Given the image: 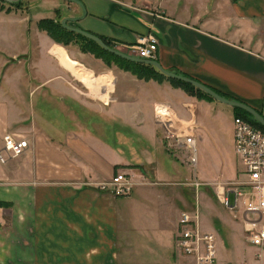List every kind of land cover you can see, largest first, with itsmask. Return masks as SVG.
Listing matches in <instances>:
<instances>
[{"label": "crops", "instance_id": "1", "mask_svg": "<svg viewBox=\"0 0 264 264\" xmlns=\"http://www.w3.org/2000/svg\"><path fill=\"white\" fill-rule=\"evenodd\" d=\"M80 1L86 15L69 25L135 57L138 39L151 34L165 70L263 114L264 0ZM19 2L0 4V202L7 204L0 207V264H122L123 253L135 264L144 253L172 264L168 243L171 237L174 244L184 203L169 191L185 178L176 153L186 149L177 140L192 136L196 148L202 133L217 140L218 112L235 117L236 110L190 94L165 74L140 78L115 62L109 66L78 44L57 43L39 27L41 20L56 18L55 10L60 20L80 16L77 4ZM35 3L42 10L31 13ZM57 55L72 60L76 74ZM101 74L110 80L102 89L95 78ZM65 97L97 119L63 103ZM108 123L128 130L116 129L111 141L103 136ZM5 134L25 137L28 147L9 156ZM118 173L134 183L128 196L100 187ZM147 192L156 193L162 207L154 213L160 238L138 244L129 209L145 207Z\"/></svg>", "mask_w": 264, "mask_h": 264}, {"label": "rangeland", "instance_id": "2", "mask_svg": "<svg viewBox=\"0 0 264 264\" xmlns=\"http://www.w3.org/2000/svg\"><path fill=\"white\" fill-rule=\"evenodd\" d=\"M40 6L39 3H35L32 6L31 13L42 10ZM43 15L50 14L44 13ZM57 57L67 70L72 74H76L75 72H77L78 69L76 64L71 62L72 60H69L65 56L57 55ZM83 69L82 71L85 73L86 70ZM88 75H90V73L86 72V76ZM95 78H100L101 80L99 88L102 89L103 86L106 85L110 86L108 82L110 80L107 75L101 74ZM92 82H94V80ZM73 83L81 91H86V88L79 81L74 79ZM92 85L95 84L93 83ZM56 101L61 103L60 100ZM63 103L73 106L75 111L77 110L90 119H97L98 117L96 113L93 112H90L89 115L86 114V109H81L79 106L77 107L76 103L68 97L64 98ZM218 104L227 108L230 112L233 110L232 107L227 104ZM233 121V113L229 114L225 112L221 114L218 112L216 122L218 128L217 140H209V138L202 133V141L198 140L197 142V162L195 166L190 162L191 154L189 151L180 150L176 153L180 159V162L177 164L185 174V178H181L183 180H181L180 184L176 185V187H172L169 191L174 195H177V193L180 194V199L181 196L184 198V200L182 199L184 202L183 206L179 207V216L184 211L192 214L197 210L200 231L204 233L211 232L215 235L217 251L216 261L218 264H259L256 258L259 248L249 242V234L244 231L245 216L242 211V203L240 202L239 208L236 211L231 212L222 205L216 194L217 183L224 185L228 183V181L240 183L248 180V175L245 172L244 166L234 150ZM107 125L110 129H107L103 136H109L111 141L116 139L114 133L116 129H123V131L128 130L126 127H116L109 123ZM193 135H195V133H193ZM126 159L128 158L126 157ZM167 160L170 161V157H167ZM194 182H199L201 184L196 188L193 185ZM242 189L246 191L252 190V188L248 187H242ZM134 190H136V188H134ZM147 194L148 195L144 197L145 207L141 206L139 209H129L131 214L129 226L131 227L130 230H133L131 236L138 244H145V242L151 239L160 238V236L157 235V231H155V227L159 217L158 214L161 212L162 207L159 205V199L156 193L147 192ZM121 202L130 201L126 198H122ZM158 211V214H154ZM246 218L252 219V215H247ZM179 227V223H177L173 232L175 231L177 234L179 232ZM171 230L172 228L170 227L166 232L168 236L171 235ZM168 244V251L170 252L169 255H171L172 264H186L188 260H191L188 256L183 255L180 251L175 249L171 237L169 238ZM159 255L160 254L149 253L140 254L137 264H161L162 262L159 259ZM121 256L122 264H135L134 261L128 259L130 258L129 254L123 253Z\"/></svg>", "mask_w": 264, "mask_h": 264}, {"label": "built area", "instance_id": "3", "mask_svg": "<svg viewBox=\"0 0 264 264\" xmlns=\"http://www.w3.org/2000/svg\"><path fill=\"white\" fill-rule=\"evenodd\" d=\"M158 42L149 34L138 39L134 46L136 57L156 60ZM234 150L239 156L248 180L240 183H217L216 194L222 205L229 211H236L242 203L245 216L244 230L249 234V242L259 248L256 258L259 264H264V132L255 128L249 121L234 117ZM4 150L11 157L21 155L28 147L25 137L15 134L3 136ZM179 146H184L191 154V164L195 166L196 142L192 136L177 140ZM0 161L4 157L0 154ZM201 183L194 182L198 188ZM101 189L110 188L116 196L131 194L134 183L124 173H118L109 182L101 184ZM242 187L252 188L246 191ZM252 215V219H247ZM179 232L175 236V249L188 256V264H218L216 261V237L211 232H201L198 225V212H182L179 217Z\"/></svg>", "mask_w": 264, "mask_h": 264}, {"label": "trees", "instance_id": "4", "mask_svg": "<svg viewBox=\"0 0 264 264\" xmlns=\"http://www.w3.org/2000/svg\"><path fill=\"white\" fill-rule=\"evenodd\" d=\"M4 2L0 0V4ZM13 7H19L21 5V2L17 4H11ZM56 12V18L55 19H43L39 22V27L47 33L49 37H51L54 41L57 43H61L63 45H68L70 43L78 44L80 49L85 52V53H90L94 55L97 58L102 59L107 65H111L112 62H115L119 67L126 69V70H131L134 74H136L138 77L142 78H150V77H161L163 76L162 73H160L155 67L146 65V64H141V63H136V62H131L128 60H125L123 58H120L106 50H104L100 45H98L96 42L78 34L75 32H72L70 30L65 29L61 25V20H60V14L59 10H55ZM105 44H107L109 47L114 48V45L108 41L105 40L104 38L100 37ZM172 82L175 84L183 86L185 89L190 94H193L196 92L197 95L205 97L207 99L213 100L211 96L208 94L204 93L202 90L195 88L193 85L177 80V79H171ZM236 110V115L235 117H241L247 121H249L255 128L260 129L261 131L264 132V126H262L256 119H254L251 115H249L247 112L239 109V108H234ZM262 116V114L260 112ZM7 204H4L3 202H0V207L6 206Z\"/></svg>", "mask_w": 264, "mask_h": 264}, {"label": "water", "instance_id": "5", "mask_svg": "<svg viewBox=\"0 0 264 264\" xmlns=\"http://www.w3.org/2000/svg\"><path fill=\"white\" fill-rule=\"evenodd\" d=\"M2 1L10 3V4H17V3H19L20 0H2ZM67 1L74 3V4H77L81 8L82 14L80 16H66V17H64L61 20V25L65 29L70 30V31L75 32V33H78V34L96 42L104 50H106V51H108V52H110V53H112V54H114L120 58H123V59L131 61V62H136V63H141V64L153 66L158 71H160L162 74H165L166 76L187 82V83L195 86L196 88L202 90L204 93L208 94L209 96L218 100L219 102L227 104V105L234 107V108H239V109L247 112L254 119H256L262 126H264V116H262L257 110L251 108L250 106H248V105H246L240 101L227 99V98L219 95L215 91H213L208 86H206V85H204V84H202L196 80H193L189 77L179 76L173 72L167 71L156 60H147V59L138 58L135 56L128 55V54H126L120 50L115 49V48H111L107 44H105V42L99 36L69 25V23H71V22H75V21H78V20L84 18L86 15V11H85V7H84L83 3L80 0H67Z\"/></svg>", "mask_w": 264, "mask_h": 264}]
</instances>
